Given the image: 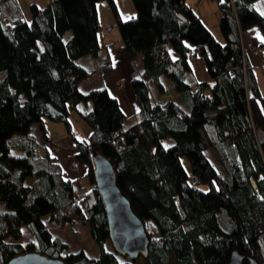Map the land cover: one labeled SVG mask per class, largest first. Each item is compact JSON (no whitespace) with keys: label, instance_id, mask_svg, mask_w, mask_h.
<instances>
[{"label":"trees","instance_id":"trees-1","mask_svg":"<svg viewBox=\"0 0 264 264\" xmlns=\"http://www.w3.org/2000/svg\"><path fill=\"white\" fill-rule=\"evenodd\" d=\"M99 1L32 3L28 20L18 9L15 15L0 10V264L26 251L65 264H134L106 248L95 155L114 168L133 212L157 229L142 264H226L233 251L243 264H264V96L241 44V33L254 25L264 36L257 0L218 4L221 40L186 0H132L135 13L127 20L107 0L119 48L142 64L131 80L139 110L128 119L105 87L80 90L90 70L79 61L97 58L102 48ZM194 57L203 59L207 81L191 82ZM102 69L110 71L108 57ZM152 86L157 95L171 89L175 99L153 97ZM88 103L89 110L79 108ZM71 110L88 123L87 139L72 133ZM45 119L64 123L73 136L90 187L66 178L49 153L37 155L29 129L38 124L47 140ZM75 221L87 228L97 256L67 252L47 224ZM23 226L32 237L26 245L19 242Z\"/></svg>","mask_w":264,"mask_h":264},{"label":"rangeland","instance_id":"rangeland-1","mask_svg":"<svg viewBox=\"0 0 264 264\" xmlns=\"http://www.w3.org/2000/svg\"><path fill=\"white\" fill-rule=\"evenodd\" d=\"M16 2H18L19 8L23 13L24 18L28 20L30 18L29 9H28L30 4L28 3V0H16ZM114 2L120 14H122L123 16L122 18L124 20L130 19L134 15L135 11H134V5L132 3V0H114ZM211 2L206 5V11L209 13L210 19L214 18L216 14V19L219 22V17H220L219 11H218L219 9H215L216 7L214 6H217V5H214V2L213 3ZM254 6L260 14L264 13V0L255 1ZM97 8H98V13H99L100 24H101V27L103 28L105 27L103 18L105 17L107 18V16L108 17L110 16V12H109L110 9H109L108 1L100 0L97 3ZM129 8H132V12H129ZM7 9H10V8L7 7ZM105 12H106V16H105ZM112 16H113V13H112ZM113 18L111 17L109 24L114 26V30L109 31L108 33L103 32V34L102 32H100L99 34L103 41L117 39L119 37V33L115 26L116 25L115 20H113ZM254 30H257L258 33H256V31ZM258 34L261 36L260 40L255 38ZM242 35L244 37L245 42L249 40V49L251 50V53L253 54L254 58L256 55L258 56L256 61L253 60L254 62H253L252 68L259 80L261 91L262 93H264V39H262L264 38V36L260 28L257 25H254L248 28L247 30L243 31ZM69 36L70 34L68 33L65 36V39H67ZM219 40H221V37L219 38ZM252 40L256 43L257 48L261 50V53L252 51L250 47L252 44L251 42ZM87 58H90V57L88 56ZM83 60L85 59H81L79 63L84 65ZM93 60H95L94 61L95 63L99 62V59L98 61L96 58H94ZM96 78H97L96 75H91L89 79H86L85 81L81 83L80 90L82 92L88 91L87 90L89 89L88 86H91L95 82ZM163 82L167 86L170 85V81L167 78H163ZM151 89H152L153 97H156V98L159 97L156 93L157 91L155 87L152 86ZM175 97H176V93L172 91L171 89H168L164 95H161L159 97V99L173 100L175 99ZM81 106H82L81 107L82 110H89L91 108L90 103H88L87 106L85 104H81ZM68 119L71 124L72 133L75 135V137L79 140L87 139L90 133V127L88 123L81 117L78 111L71 110L69 112ZM43 124H44V129L46 131V134L48 135L47 140L43 137L41 129L38 124L36 123L32 124L29 129L30 133L39 142V146L36 151L37 155L44 156L46 153H49L51 156L55 157L56 160L59 162L61 169L63 171V174L66 178H71V179L79 178L80 183L83 186L87 188L90 187V183L88 179L85 178L84 176L87 170V165L82 159H79L76 157L77 149L74 146L73 136L66 131L64 123L50 121L48 119H45ZM51 139L60 141L61 145L59 147L54 146L51 143ZM171 143H172L171 138H166L164 140V144L166 146L170 145ZM207 154L209 155V160L213 164H215V160L213 158L212 153L208 151ZM73 162L78 163L77 169L72 168ZM183 164L186 169L189 168L188 161L185 158H183ZM203 188L205 189L206 187H203ZM3 208L4 207L0 205V210H2ZM47 224L49 225V228L52 231V234L56 237H59L67 244L68 246L66 250L67 252H75V251L82 249L90 256L98 255V247L96 243L90 238L87 228L83 226L81 223H79L78 221L69 223L68 225H65L64 228H59L55 224H49V223ZM144 225H145L147 232L151 235V237H157L158 235L157 229L150 220H145ZM31 238H32L31 234L28 232V227L23 226V236L19 240V242H21L23 245H26L30 241ZM106 248L110 251L115 250L112 246L110 239H109V242L106 243ZM118 260L119 262L131 261L129 256L123 255L120 253H118ZM142 263H143L142 257H138L134 262V264H142Z\"/></svg>","mask_w":264,"mask_h":264},{"label":"crops","instance_id":"crops-1","mask_svg":"<svg viewBox=\"0 0 264 264\" xmlns=\"http://www.w3.org/2000/svg\"><path fill=\"white\" fill-rule=\"evenodd\" d=\"M50 1L51 0H28V3L29 4L34 3L39 7H43ZM210 2L211 3L214 2V5H217V6H214L216 7L215 9H219L218 4L221 3L222 0H186L187 5L193 9V11L200 17L203 24L208 29H210L213 35L219 40L221 36L219 33V29H218V21L216 19V14L214 18L210 19L209 17L210 15L206 11V5L209 4ZM7 7H9L10 9H7ZM17 9L21 13V15L24 17L22 11L19 8L18 2H16V0L3 3L0 6L1 12L6 15H15L17 13ZM109 12H110V16L109 17L107 16V18L106 17L103 18L105 27L103 28L101 27L102 34L103 32L108 33L107 31H105L106 27L108 26L114 27L113 25L109 24L111 17L113 18L111 9L109 10ZM129 12H132V8H129ZM219 15H220V12H219ZM105 16H106V12H105ZM120 16L121 18L123 17L122 14H120ZM254 31L258 33L257 30H254ZM255 38L260 40L261 36L258 34ZM251 42L252 44L250 47L252 51L261 53V50L257 48L256 43L253 40ZM99 43L101 44L102 48L99 52L98 57L96 58L97 61L99 59L98 63H95L94 62L95 60H93L94 58L92 57L87 58L88 56H86L82 58L85 60H83L84 65L83 64L81 65L90 70L89 77H91V75H96L97 77L95 82L91 85L92 87L88 86L89 89L87 90L89 91L94 88L105 87L108 90V92L114 98L117 99V102L124 116L127 119L132 118L138 112L139 104H138L136 95L131 87V80L134 76H136L138 73L142 71V64L140 61V57H136L135 59H132L125 49L119 48L120 46L119 37L117 39L103 41L99 35ZM241 44H242L243 51L245 53V57L250 63V65L252 66L253 62L257 60L258 56L256 55L254 58L253 54L251 53V50L249 49V40L245 42L242 33H241ZM106 57H108L110 61V71H104L102 69L103 62ZM190 65L192 68L191 69V72H192L191 82L207 81L209 79L208 74L206 72L205 63L202 58L200 57L192 58V60L190 61ZM89 77L87 79H89ZM257 81L259 85L258 78H257ZM259 88H260V85H259ZM260 91H261V88H260ZM84 92H87V91H84ZM261 94L262 96H264V93H262V91H261ZM158 96L160 97L161 95H158ZM81 107L82 106L79 105V108Z\"/></svg>","mask_w":264,"mask_h":264},{"label":"water","instance_id":"water-1","mask_svg":"<svg viewBox=\"0 0 264 264\" xmlns=\"http://www.w3.org/2000/svg\"><path fill=\"white\" fill-rule=\"evenodd\" d=\"M95 185L102 197L109 229V239L120 254L129 256L132 262L145 257L150 234L144 221L132 210L129 200L118 188L115 171L107 159L95 155ZM243 255L233 251L226 264H243ZM251 264H257L255 260ZM6 264H65L63 259L46 256L38 251H26L11 258Z\"/></svg>","mask_w":264,"mask_h":264},{"label":"built area","instance_id":"built-area-1","mask_svg":"<svg viewBox=\"0 0 264 264\" xmlns=\"http://www.w3.org/2000/svg\"><path fill=\"white\" fill-rule=\"evenodd\" d=\"M113 30H114V27H112V26H108V27H106V30H105V31L109 32V31H113ZM51 143H52L54 146H56V147H59V146L61 145V142H60V141L53 140V139H51ZM72 167H73L74 169H77V168H78V163H77V162H73V163H72ZM83 196H84V192H80V193H79V197H83Z\"/></svg>","mask_w":264,"mask_h":264},{"label":"snow or ice","instance_id":"snow-or-ice-1","mask_svg":"<svg viewBox=\"0 0 264 264\" xmlns=\"http://www.w3.org/2000/svg\"><path fill=\"white\" fill-rule=\"evenodd\" d=\"M222 2H223V0H222ZM262 14H264V13H262ZM262 39H264V38H262ZM262 179H264V178H262Z\"/></svg>","mask_w":264,"mask_h":264}]
</instances>
